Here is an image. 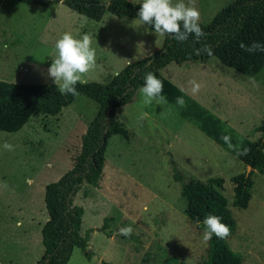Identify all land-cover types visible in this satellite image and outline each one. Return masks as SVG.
I'll use <instances>...</instances> for the list:
<instances>
[{
  "label": "rangeland",
  "instance_id": "obj_1",
  "mask_svg": "<svg viewBox=\"0 0 264 264\" xmlns=\"http://www.w3.org/2000/svg\"><path fill=\"white\" fill-rule=\"evenodd\" d=\"M234 2L195 0L200 22L214 20ZM66 32L76 38L93 37L97 66L82 79L100 83H107L128 62L149 56L165 38L137 18L107 12L97 21L62 2L3 0L1 80L53 83L48 68L55 43ZM160 72L221 119L235 137L234 147L262 136L264 68L246 76L212 56L206 62H173ZM193 80L202 86L196 93L189 83ZM97 111L93 99L79 95L58 115L38 114L17 132L0 131V264H36L42 257L41 231L49 217L45 187L74 166L82 135ZM118 116L129 138L110 139L99 187L85 183L74 197V204L85 210L80 233L90 242L86 251L75 247L68 264H166L172 255L187 264H204L209 241L203 240L204 227L184 213L182 182L174 178L176 172L185 180L225 179L223 193L237 222L227 242L242 255L243 264H264V174L253 175L248 208L235 207L232 177L247 167L234 152L169 104L145 106L139 89L132 102L118 108ZM5 141L13 151L3 148ZM126 226L134 229L130 237L119 234Z\"/></svg>",
  "mask_w": 264,
  "mask_h": 264
},
{
  "label": "trees",
  "instance_id": "obj_2",
  "mask_svg": "<svg viewBox=\"0 0 264 264\" xmlns=\"http://www.w3.org/2000/svg\"><path fill=\"white\" fill-rule=\"evenodd\" d=\"M17 1L37 5L62 2L70 9L97 21L102 20L107 12L118 17L139 19L137 13L141 6V3L131 0ZM2 2L0 0V6ZM145 26L154 31L152 26ZM200 26L206 35L199 40L190 35L186 41L178 42L164 35L162 45L156 46L149 56L128 62L107 83H78L76 96L62 95L54 83L23 84L0 79V131L17 132L38 114L58 115L79 95L93 99L98 105L95 117L82 135L81 150L75 158L74 166L59 180L45 187L49 217L41 231L44 252L36 264H68L75 247L87 250L90 238L80 233L85 210L83 206L74 204V197L85 183L99 187L110 139L116 135L126 140L129 138L128 130L119 119L118 108L133 101L148 72L154 73L163 82V95L167 98V104L217 144L234 152L246 167L252 168L249 176L246 169L232 177V204L241 209L248 208L255 183L253 175L256 171L264 174V125L259 129L263 134L258 140L247 139L238 148L234 147L235 137L224 128L221 119L191 99L180 87L165 78L160 70L173 62H206L216 56L223 64L246 76L258 74L264 68V51L247 52L240 45H251L253 42L264 45V0H236L224 6L214 20L205 24L200 22ZM206 45L211 47V55L203 51ZM197 50H200L199 54ZM178 97H183L184 106L177 103ZM245 149L247 154H238ZM174 178L182 182L181 197L185 202L183 210L191 222L204 227L202 221L207 215H217L230 227V236L236 232L237 222L230 208L231 203L223 193V177H210L206 180L190 177L185 180L176 172ZM104 229L106 224L102 227ZM227 239L213 235L209 240L204 264H243L242 255L230 248ZM165 263L187 264L174 255Z\"/></svg>",
  "mask_w": 264,
  "mask_h": 264
},
{
  "label": "clouds",
  "instance_id": "obj_3",
  "mask_svg": "<svg viewBox=\"0 0 264 264\" xmlns=\"http://www.w3.org/2000/svg\"><path fill=\"white\" fill-rule=\"evenodd\" d=\"M138 18L143 24L150 25L155 33L171 36L178 42L186 41L190 35L196 40L205 36V32L200 26V12L195 6V0H142ZM240 47L247 52L264 51V45L253 42L251 45L241 43ZM208 55L212 54L210 46L203 49ZM200 50H197L199 54ZM52 62L48 68V76L58 87L62 95H78L76 85L86 83L82 79L83 75L94 70L97 66L96 49L93 47V37L84 34L80 38L74 37L70 32H66L55 43V52ZM193 93L201 89V84L195 80L189 82ZM143 104L151 106L153 104H166L167 98L163 95L164 84L157 76L148 72L144 76V84L139 89ZM177 103L184 106L183 97L177 98ZM146 114H142L141 119ZM229 147H232L229 144ZM3 148L7 151H13L14 146L7 141ZM240 155L247 154L245 149ZM204 231L203 240L205 242L212 239L215 235L219 239H227L231 235L230 227L222 222V218L217 215L209 214L203 221ZM134 229L126 226L119 229V234L124 237H130Z\"/></svg>",
  "mask_w": 264,
  "mask_h": 264
},
{
  "label": "water",
  "instance_id": "obj_4",
  "mask_svg": "<svg viewBox=\"0 0 264 264\" xmlns=\"http://www.w3.org/2000/svg\"><path fill=\"white\" fill-rule=\"evenodd\" d=\"M252 168L250 166L247 167V176H249L250 172H251Z\"/></svg>",
  "mask_w": 264,
  "mask_h": 264
},
{
  "label": "crops",
  "instance_id": "obj_5",
  "mask_svg": "<svg viewBox=\"0 0 264 264\" xmlns=\"http://www.w3.org/2000/svg\"><path fill=\"white\" fill-rule=\"evenodd\" d=\"M1 79V78H0ZM254 185H255V183H254Z\"/></svg>",
  "mask_w": 264,
  "mask_h": 264
}]
</instances>
